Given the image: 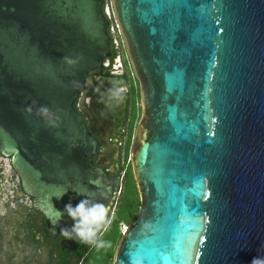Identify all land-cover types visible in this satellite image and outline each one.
I'll list each match as a JSON object with an SVG mask.
<instances>
[{
  "label": "water",
  "instance_id": "95a60500",
  "mask_svg": "<svg viewBox=\"0 0 264 264\" xmlns=\"http://www.w3.org/2000/svg\"><path fill=\"white\" fill-rule=\"evenodd\" d=\"M103 3L0 0V152L52 230L74 225L65 205L113 193L73 106L109 55ZM111 8L143 107L131 151L139 206L111 264L264 258V0Z\"/></svg>",
  "mask_w": 264,
  "mask_h": 264
},
{
  "label": "flooded vegetation",
  "instance_id": "af4514ba",
  "mask_svg": "<svg viewBox=\"0 0 264 264\" xmlns=\"http://www.w3.org/2000/svg\"><path fill=\"white\" fill-rule=\"evenodd\" d=\"M103 12L108 20L109 55L100 67L87 71L73 106L97 142L93 162L115 181L111 197L100 202L107 208L96 235L112 219L116 197L132 176L131 151L142 114L141 83L135 73L111 6ZM136 119V124L133 126ZM136 194L139 195L136 189ZM26 201H30L29 206ZM0 264H82L90 243L52 230L49 219L35 206L22 185L11 157L0 152Z\"/></svg>",
  "mask_w": 264,
  "mask_h": 264
},
{
  "label": "clouds",
  "instance_id": "9594fccd",
  "mask_svg": "<svg viewBox=\"0 0 264 264\" xmlns=\"http://www.w3.org/2000/svg\"><path fill=\"white\" fill-rule=\"evenodd\" d=\"M69 62L71 63V61ZM33 103L36 102L33 101ZM39 111L44 114L48 113V109L44 106H41ZM63 193H61V195ZM26 203L29 206L31 205L30 201H26ZM5 211L6 210L2 207V203H0V215H4ZM65 211L74 220V225L71 228H62V235L68 237L69 239H71L74 235L82 241L95 244L98 248L106 246V243L103 240H99L96 237V234L107 213V208L103 203L90 201L87 197H85L76 206H73L71 203L65 205ZM59 213L60 218L62 213ZM137 264H139V261H137ZM251 264H264V258L259 256L253 257Z\"/></svg>",
  "mask_w": 264,
  "mask_h": 264
},
{
  "label": "trees",
  "instance_id": "16d2710c",
  "mask_svg": "<svg viewBox=\"0 0 264 264\" xmlns=\"http://www.w3.org/2000/svg\"><path fill=\"white\" fill-rule=\"evenodd\" d=\"M131 179H132V177L130 175V177L125 182L124 191L122 192L121 195H118L116 197V204H115V208H114V214H113L112 219L110 221L111 223L114 224L115 231H114L113 237L111 238V241H108V242H110L109 244L112 245L111 247H112L113 251L111 252L108 264H110L112 262V258H113L114 253H115L114 249L117 246V244H118V242H119V240L121 238V235H122V232L124 230V227H126L128 225V223L135 218L136 212L138 210L139 199H138V196L136 194L135 184H134V182L131 183ZM132 181H133V179H132ZM126 189L130 193L132 204H131V201L129 202V198H126V196L128 195V194L125 195V193L127 192ZM124 199L127 200L126 201L127 202L126 203V207H125L126 214L122 215V214L118 213V212H120L118 210H119L122 202L123 203L125 202ZM110 222H109V224H110ZM108 225H107V227H108ZM107 227L105 228V230H103L98 235H96V237H99L100 235H102L106 231ZM91 245H92V243H90V245L88 247H91Z\"/></svg>",
  "mask_w": 264,
  "mask_h": 264
},
{
  "label": "rangeland",
  "instance_id": "374dc122",
  "mask_svg": "<svg viewBox=\"0 0 264 264\" xmlns=\"http://www.w3.org/2000/svg\"><path fill=\"white\" fill-rule=\"evenodd\" d=\"M108 6H111V0H108V2L106 3V9L108 8ZM136 119L137 118H135L133 126H135V124H136ZM132 182H134V181H132V179H131V183ZM125 195H127L126 198H129V202L131 201V204H132L131 196H130V193L128 192V190L125 193ZM125 199H124L125 202L124 203L122 202V204L118 210V211H120L118 213L122 214V215L126 214L125 207H126V203H127L126 201L127 200H125ZM114 231H115V226L113 223L110 222L106 231L102 235L97 237V239L103 240L106 243V246L98 248L95 246V244H92L91 247H89V249L87 250L85 257H84V261L82 264H108L109 263L110 255H111V252L113 251V249L111 247L112 245H110L109 244L110 242H108V241H111V238L113 237ZM116 248H117V246L115 247L114 250H116ZM112 260H113V258H112Z\"/></svg>",
  "mask_w": 264,
  "mask_h": 264
},
{
  "label": "built area",
  "instance_id": "2783aa9c",
  "mask_svg": "<svg viewBox=\"0 0 264 264\" xmlns=\"http://www.w3.org/2000/svg\"><path fill=\"white\" fill-rule=\"evenodd\" d=\"M126 227H124V229H125ZM124 231V230H123Z\"/></svg>",
  "mask_w": 264,
  "mask_h": 264
}]
</instances>
